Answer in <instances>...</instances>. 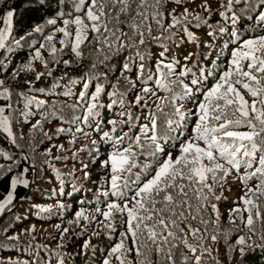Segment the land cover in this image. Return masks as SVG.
<instances>
[{
  "label": "trees",
  "instance_id": "16d2710c",
  "mask_svg": "<svg viewBox=\"0 0 264 264\" xmlns=\"http://www.w3.org/2000/svg\"><path fill=\"white\" fill-rule=\"evenodd\" d=\"M212 1L216 3L209 6L211 14L189 11L192 15L187 21L177 28L169 29L168 32H164L153 22L151 36L145 32V44L140 46L143 61L137 56L135 47L118 53L105 47L98 52L97 49L102 46L96 42L92 33L88 34L89 38L81 45V57H76L67 42L71 37L65 38L62 33L56 32L57 28L63 27V20L69 18V13L75 14L71 2L67 8L58 6L56 0H7L5 5H0V9L7 10L8 5L15 9L13 27L4 40V48H0V81H3L0 92L7 89L10 97L9 100L0 99V107H5V115L10 118V126L16 139L14 145L5 133L0 132V164L4 165L5 169L13 165L12 172L6 173L4 179L0 180V201L7 195L10 177L25 167L29 168L25 174L29 187L18 185L12 204L0 214V264H9V261L16 264H103V260L108 258L111 247L121 239L120 233L126 231V223H121L122 218L119 215L113 221L116 230L110 232L105 227L108 221L96 213L97 207L107 210L108 201L103 192L110 191L111 171L110 167H102L101 164L113 151L112 144L102 141L100 137L105 131L114 137L121 134L119 124L117 131L113 133V126L108 123L112 119H121L117 115L121 111L118 104L111 109L107 107L113 99H117L115 96L110 97L108 93L113 91L112 85H118L119 92H128L127 101H133L142 87L141 82L137 80L140 64H144L143 75L147 77L151 74L154 80L157 76V63L162 60L164 63H172L176 68L175 78L183 81V84L174 86L178 95L183 94L185 85L192 89V95L185 96L181 103L184 113L194 112L196 99L203 98L204 91L212 86L213 77L225 72L231 50L234 44L239 43L234 42L233 32L238 33L241 41L264 35V24L258 23L256 19L264 12L262 0H241V3L234 4L232 9L221 8V3L226 5L227 0ZM177 6L171 0L163 6L165 28L171 22L168 13ZM220 12L224 15L221 16ZM195 15H199L201 20L196 21L193 18ZM233 16L237 17L235 25L231 19ZM50 18H57V23L49 25L47 20ZM125 19L122 17V20ZM136 19L139 20V17ZM2 27L5 26L0 23V28ZM119 27L123 32L131 34L125 24ZM36 28H41V31H34ZM185 28L195 39L189 38ZM74 29V25L70 26L73 34ZM49 35L53 36L52 41L47 40ZM21 37L24 39L21 40ZM152 37L160 39L155 40ZM61 39L66 40L64 45L60 44ZM53 47L56 48L54 54L51 53ZM191 49L190 62L184 65V57ZM37 51L40 53L39 58L35 56ZM161 53L164 55L161 56ZM174 54L178 56L173 57ZM105 56L110 58L105 60ZM64 61L69 63L66 65ZM93 64H96L95 68L92 67ZM125 64L132 68L131 72H124ZM184 66L188 71L184 77H179L178 73ZM162 71L166 72L167 69ZM93 76L99 79L90 80ZM125 76L135 82L134 89L124 79ZM89 80V95L80 101V92L84 90V83ZM97 83L103 84L105 88L99 98V103L103 106L95 109L97 116L88 124L79 125L83 129L82 132L75 133V125L68 121H72L74 116H83L87 104L91 102L90 94L95 91ZM148 86L154 87L152 80L148 81ZM159 95L164 96L165 93L160 92ZM243 95L251 103L252 98L246 92ZM38 100L45 101L44 105L38 107L35 103ZM28 101L33 102L29 104ZM149 108L155 110L152 101H149L148 108L132 109L135 116L141 117L138 124L147 123ZM166 111L172 115L171 109ZM22 113H27V117ZM38 120L42 130L32 128ZM194 120L192 116L165 136L161 141L165 151L158 159L154 160L138 153L137 167L125 175L130 176L133 181L137 176L141 181L149 179L148 172L154 174V169L162 163L167 153L171 152L173 157L178 155L180 144L192 135ZM97 124L100 125L99 129L96 128ZM58 128H64L65 133H57ZM70 128L71 133L68 132ZM161 128H167L164 117H161ZM123 131L138 134L139 127L129 130L124 126ZM44 132L49 133L52 138L45 137ZM177 133H181L179 138ZM72 140L75 142L69 143ZM94 140L97 141L95 145L92 143ZM127 144L128 141L125 140L123 146ZM61 145L63 150L58 151ZM48 149H51L50 156L45 155ZM5 156L12 159H5ZM58 156L61 159H56ZM45 161H50V164ZM15 162H19V167L15 166ZM85 164L87 168H84ZM145 165L151 167L146 168ZM85 172L90 174L87 179ZM130 186L135 187L134 184ZM220 191L217 188V192ZM131 195L134 193H129V196ZM223 196L226 199L217 202L222 235L219 242L213 245L212 255L204 257V264H217V261L220 264H238L240 260L238 251L230 253L228 245L234 244L237 236L244 235L247 230L237 232L236 225L229 220V215L232 208L242 205L239 200L229 199L226 188L223 190ZM108 200L116 202V197H109ZM118 202L123 205V201ZM260 206V210L264 212V197L260 199ZM79 211H83L88 219L77 220L76 213ZM126 219L125 215L123 220ZM30 223L37 227L28 226ZM256 223L260 230L256 231L258 237L259 233L264 231V224L260 221ZM194 226H198L196 222ZM41 227L44 231L39 234ZM64 229L68 231L64 232ZM223 234L228 235L227 243ZM13 236L18 239H10ZM254 239L259 243L258 238ZM86 241L89 243L87 249L84 248ZM125 244L131 246L130 237ZM110 259L111 264H119L115 257ZM151 259L155 261L156 257L152 255ZM128 260L131 264H136L135 250L128 255ZM243 264H264V251L256 248L255 251L248 252Z\"/></svg>",
  "mask_w": 264,
  "mask_h": 264
},
{
  "label": "snow or ice",
  "instance_id": "6c2138e0",
  "mask_svg": "<svg viewBox=\"0 0 264 264\" xmlns=\"http://www.w3.org/2000/svg\"><path fill=\"white\" fill-rule=\"evenodd\" d=\"M6 2L7 0H0V5H5ZM69 2L72 3L75 14L69 13V18L63 20V27L57 28L56 32L62 33L65 38L71 37L67 42L78 58L82 55L81 45L89 38L88 34L92 33L96 42L102 46L97 49L98 52L105 47L114 53L135 47L137 56L143 61L144 56L140 46L145 44V32L151 36L153 22L164 32H168L169 29L177 28L182 22L187 21L192 15L187 8H184L181 14H176L173 9L168 13L171 22L165 28L163 21L166 17L163 6L168 0H151V2L149 0H87V2L56 0L58 6L63 8H67ZM171 2L179 6L185 3V0H171ZM240 3L241 0H227L226 5L221 3V8L232 9L234 4ZM201 7L211 14L207 0ZM220 15L223 16L224 13L220 12ZM14 17L15 9L11 5H8L7 10L0 9V23L5 26L0 28V48L5 46L4 40L11 32ZM122 17L126 19L122 20ZM137 17L139 20L136 19ZM193 18L196 21L201 20L199 15ZM231 19L235 25L237 17L233 16ZM256 19L258 23L264 24V12H261ZM127 21L132 22L127 23ZM47 23L55 25L57 18H50ZM121 24H125L131 30V34L123 32L119 27ZM72 25L75 26L74 34L70 31ZM34 31H41V28H36ZM184 31L190 39H195L186 28ZM232 36L234 42L239 43L232 51L228 70L220 75L219 81L211 89L202 94L203 99L197 103V108L192 113H184L181 103L185 96L192 95V89L185 85L182 95L174 91V86L183 84V81L175 78L177 73L172 63L159 61L154 80L151 74L147 77L143 75L144 64L141 63L137 75V80L142 85L141 92L135 95L133 101H127V91L119 92L118 85H112L113 91L108 95L117 99H113L107 107L111 109L118 104L121 111L117 115L121 119L119 121L112 119L108 123L113 126V133L117 131L119 124L121 134L114 137L105 131L100 137L102 141L112 144L113 151L101 164L102 167H110L111 171L110 191L103 192V196L108 201L107 210L97 207L96 213L108 221L105 227L110 232L116 230L113 221L119 215L122 218L121 223H126V231L120 233V241L111 247L108 258L103 260V264H111V257H115L119 264H131L128 255L133 250L137 257L136 264H204V257L212 255L213 245L219 242L222 235L221 215L217 202L226 199L223 190L228 178L233 174L243 186L244 195L239 198L242 207L232 208L229 220L236 225L237 232L247 231L244 235H238L234 244L228 245L229 252L238 251L240 257L238 264H243L248 252L255 251L256 248L264 251V231H261L257 237L255 229L257 221L264 224V212L260 210V199L264 197V36H253L242 41L237 32L234 31ZM152 38L160 39V37ZM22 39L24 37H21ZM47 40L52 41L53 36L49 35ZM65 43V39L60 40L61 45ZM55 52L56 48L53 47L51 53ZM163 55L164 53H161V56ZM35 56L39 58L40 53L37 51ZM109 58L105 56V60ZM64 63L67 65L69 62L64 61ZM92 67L95 68L96 64ZM162 69L167 71L164 72ZM123 70L131 72L132 68L125 64ZM187 71L186 66L181 68L178 76L184 77ZM92 78L99 79L93 76L90 80ZM124 79L132 89L136 87L135 82L129 77L125 76ZM90 80L83 85L84 90L79 95L80 101L85 100L89 95L87 90ZM149 80L153 81L154 87L148 86ZM2 85L3 81H0V86ZM241 89L252 98L251 103L245 99ZM104 91V85L97 83L95 91L90 94L91 102L87 104L83 116H74L72 121H68L71 125H75V133L83 131L80 124H88L97 116L95 109L103 106L99 103V98ZM160 92L165 95H159ZM0 99H10L7 89L0 92ZM149 101L155 105V110L149 108L147 123L138 124L141 117L135 116L132 109L148 108ZM32 102L28 101L29 104ZM35 103L39 107L44 105L45 101L38 100ZM8 107L10 108L11 105L9 104ZM166 109H171L172 115H169ZM22 115L27 117L28 114L22 113ZM192 116L195 117L192 135L180 144L178 155L173 157L171 152L167 153L162 163L154 169V174L149 171L150 178L144 181H141L139 176L133 181L130 176L125 175L130 174L132 169L137 167L138 153L154 160L158 159L165 151L161 141ZM161 117H164L166 129L161 128ZM124 126L129 130L138 126L139 133L124 132ZM32 128L42 130L41 122L38 120ZM96 128L99 129L100 125L97 124ZM0 132L5 133L12 144H16L10 118L5 115V107H0ZM56 132L65 133V129L58 128ZM68 132L71 133V128ZM84 134L87 135L86 132ZM180 135L181 133H177L178 138ZM44 136L48 139L52 138L47 132H44ZM125 140L128 141L127 146H123ZM74 142L75 140L69 141V143ZM92 143L95 145L97 141L94 140ZM60 150H63L62 145L58 148V151ZM45 155L50 156L51 149H48ZM5 159L12 158L5 156ZM56 159L61 157L58 156ZM45 163L50 164V161ZM15 166L19 167V162H15ZM145 167L151 166L145 165ZM84 168H87L86 164ZM12 170L13 165L5 169V166L0 164V180ZM28 171L29 168L25 167L21 172L10 177L7 195L0 201V213L12 204L18 185L29 187V180L25 178ZM89 175L85 172V179ZM121 181L123 183H120ZM253 181L256 182L254 187L251 186ZM132 184L135 185L134 188L130 186ZM217 188L221 191L217 192ZM129 193L134 195L129 196ZM109 197H116V202L108 200ZM118 201H123V205L121 206ZM125 215L126 221L123 220ZM76 218L88 219L83 211L77 212ZM194 222L198 226H194ZM67 231L64 229V232ZM223 235L227 243L228 235ZM129 237L130 247L125 244ZM254 238H258L259 243ZM10 239L17 240L18 237L13 236ZM88 247L89 243L86 241L84 248ZM152 255L156 257L155 261L151 259ZM9 264L16 262L9 261Z\"/></svg>",
  "mask_w": 264,
  "mask_h": 264
},
{
  "label": "rangeland",
  "instance_id": "374dc122",
  "mask_svg": "<svg viewBox=\"0 0 264 264\" xmlns=\"http://www.w3.org/2000/svg\"><path fill=\"white\" fill-rule=\"evenodd\" d=\"M204 3H205V0H198V1L195 0V2H191L190 0H185V3H183L182 5H179V6H177L175 8V11H176V14H181V13H183V9L184 8H187L189 11H194L196 13H205L206 11H204V9L201 7V5H203ZM215 3H216L215 1L207 0V4L209 6L210 5H212V6L215 5ZM170 20H171V17H170ZM237 47H238V43L234 44V47L231 50V54H230L229 60L231 59L233 49H236ZM187 54L188 55H186V57H188V59L185 60L184 65H186L187 63L190 62V59L192 57L191 56L192 55V49H191V52L190 53H187ZM175 56H178V55H175L174 54L173 57H175ZM228 67H229V61H228L227 65L225 66L224 70L227 71L228 70ZM220 75L221 74H218L215 77H213L214 79H213V81L211 83L212 86L209 89H211L213 87V85L216 84L219 81ZM209 89H207L206 91H204V93L207 92ZM241 92H242V94H245V92L242 89H241ZM201 100L196 99V104H195L196 107H195L194 111L197 108V103L199 101H201ZM194 123H195V120H194ZM255 183L256 182L253 181L251 186L254 187L255 186ZM225 188H226V190H227V192L229 194V199H232L234 201L239 200V198L244 195V188H243V186H241L240 182L237 181V179H235V174H233L232 176H230L228 178L227 185H226ZM261 198H263V197H261ZM28 226H30V227H37V225L34 226L33 223H30ZM255 229H256L257 232L260 231L257 223H255ZM39 230H40V232H38V233L39 234H42V231H44V228L41 227V228H39Z\"/></svg>",
  "mask_w": 264,
  "mask_h": 264
}]
</instances>
